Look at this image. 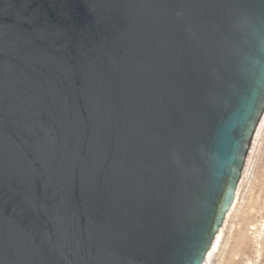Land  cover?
<instances>
[{
  "label": "water",
  "instance_id": "water-1",
  "mask_svg": "<svg viewBox=\"0 0 264 264\" xmlns=\"http://www.w3.org/2000/svg\"><path fill=\"white\" fill-rule=\"evenodd\" d=\"M264 139V0H0V264H213Z\"/></svg>",
  "mask_w": 264,
  "mask_h": 264
},
{
  "label": "rangeland",
  "instance_id": "rangeland-1",
  "mask_svg": "<svg viewBox=\"0 0 264 264\" xmlns=\"http://www.w3.org/2000/svg\"><path fill=\"white\" fill-rule=\"evenodd\" d=\"M223 240L213 264H264V139Z\"/></svg>",
  "mask_w": 264,
  "mask_h": 264
},
{
  "label": "bare ground",
  "instance_id": "bare-ground-1",
  "mask_svg": "<svg viewBox=\"0 0 264 264\" xmlns=\"http://www.w3.org/2000/svg\"><path fill=\"white\" fill-rule=\"evenodd\" d=\"M239 201H240V198H239V200H238V203H237V205H236V208H237V206H238V204H239ZM236 208H235V210H236ZM223 241H224V240H222L221 245H220L221 248H222V243H224ZM223 245H224V244H223ZM220 247H219V249H218V252L220 251Z\"/></svg>",
  "mask_w": 264,
  "mask_h": 264
}]
</instances>
